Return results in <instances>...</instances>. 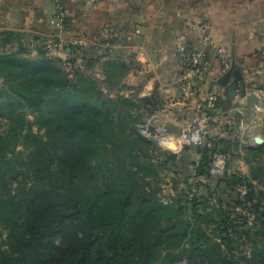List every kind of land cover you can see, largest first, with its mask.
I'll list each match as a JSON object with an SVG mask.
<instances>
[{"label": "trees", "instance_id": "trees-1", "mask_svg": "<svg viewBox=\"0 0 264 264\" xmlns=\"http://www.w3.org/2000/svg\"><path fill=\"white\" fill-rule=\"evenodd\" d=\"M7 33L9 38L16 37ZM26 49L21 46L18 51L1 53L0 75L16 101L37 113L50 137L45 140L28 131V152L20 151L11 160L2 158L0 264H264V244L251 256L234 259L197 218L182 220L171 203L139 191L138 176L146 169L142 162L123 163L116 172L104 175L98 161L103 135L112 131L107 119L112 100L93 101L90 89L96 83L82 71L76 69L70 78L60 59L47 56L41 48L40 57L25 56ZM117 64L106 71V81L121 76L122 63ZM122 127L126 130L124 123ZM137 139L140 142L132 144L138 147L147 141L138 134ZM212 143L199 147L201 158L194 163L195 169L198 174L218 177V186L233 187L229 171L220 176L209 172L213 152L231 156L232 140ZM263 148L260 144L248 151ZM168 153L172 158L173 152ZM20 173L30 174L33 180L13 187V181L23 177ZM215 193L216 188L210 195ZM245 195L264 220L261 200L254 202L249 192ZM205 201L192 199L197 215ZM224 214L220 213L219 224L228 232Z\"/></svg>", "mask_w": 264, "mask_h": 264}, {"label": "crops", "instance_id": "crops-1", "mask_svg": "<svg viewBox=\"0 0 264 264\" xmlns=\"http://www.w3.org/2000/svg\"><path fill=\"white\" fill-rule=\"evenodd\" d=\"M204 21L211 24L206 44L194 28ZM0 42L10 52L24 46L33 58L41 50L62 60L73 53L76 67L100 76L112 93L137 88L163 96L164 109L152 116L161 115L176 139L201 123L205 145L234 139V127L242 128L251 112L253 88L264 86V0H0ZM189 44L206 53L198 72L182 64L180 50ZM221 45L245 76V88L231 96L234 77L218 83L228 69ZM117 63L121 76L106 81Z\"/></svg>", "mask_w": 264, "mask_h": 264}, {"label": "rangeland", "instance_id": "rangeland-1", "mask_svg": "<svg viewBox=\"0 0 264 264\" xmlns=\"http://www.w3.org/2000/svg\"><path fill=\"white\" fill-rule=\"evenodd\" d=\"M71 49L74 52L72 46ZM10 51H12L10 46L0 43V54ZM25 51L27 52V49ZM26 52L23 54L28 56ZM67 56L68 58L64 60L58 58L60 59L58 63L70 72V78H74L76 69H79L85 77L96 83L94 90L89 87L93 101L112 100L107 118L112 131L111 134H107L108 136L103 135L104 140L98 161V167L105 172L104 175L111 171L116 172L118 166H122L123 163L129 166L137 161L142 162L146 169L138 176L139 191L152 192L163 202L171 203L173 210L178 209V216L182 220L197 218L207 232L221 243L225 254L234 259L249 257L257 247L264 244V227L261 225V222L264 223L263 217L257 212L256 207L248 202V197L245 195L249 192L253 195L254 202L261 200V209L264 211V148L257 150L258 152L248 151L252 145L249 144L250 137L245 134V124L242 128L237 124L233 130L235 138L232 139L231 156L228 161L233 187L218 186L216 185L218 177L210 178L207 174H198L195 169L194 163L200 161V158L197 159L196 152L203 145H195L179 137L178 139L182 141L180 149L173 152L171 158L168 150L162 148L155 137L147 136L142 132V124L148 123L152 129H155L156 125L165 123L160 118L161 115L152 116L155 113L153 111L164 109L166 100L163 96L153 93L142 95L137 88L130 92L118 90L112 93L111 90H107L100 76L91 73L88 69L81 70L76 67L73 53ZM89 85L90 83H87L86 86ZM259 87L264 90V86ZM120 97H124L126 101L123 102V98ZM16 100L17 98L8 89L6 80L0 75V101L3 102L0 105V148L2 150L0 166L2 158L11 160L12 155L19 154L20 151L28 152L29 148L25 144V134L28 131L38 134L45 140L50 137L47 128L38 122L37 113L25 102ZM123 123L126 130L122 127ZM137 134L144 136L147 140L141 142L139 147L132 144V142L135 144L140 142ZM255 134L264 137V120L256 127ZM173 139L175 142L179 141L174 137ZM220 147L224 148V144L221 143ZM13 165L16 166L14 163ZM21 175L23 177L20 176L13 181V187L32 182L33 177L30 174ZM206 184L209 187H206ZM215 188L217 194L210 195L211 190ZM202 194H205V197H202ZM193 198L199 202L201 199H207L201 204L199 215L190 204ZM220 213L226 214L224 215L228 220V232L221 223L219 224ZM178 264H185V262Z\"/></svg>", "mask_w": 264, "mask_h": 264}, {"label": "built area", "instance_id": "built-area-1", "mask_svg": "<svg viewBox=\"0 0 264 264\" xmlns=\"http://www.w3.org/2000/svg\"><path fill=\"white\" fill-rule=\"evenodd\" d=\"M194 28L196 29V31L199 32L201 41L203 43L206 44L210 41V22H201L200 24L195 25ZM190 48L191 47L185 45L181 48L180 57L182 58V64L187 68L189 67V71L198 72L207 61L206 53L203 50ZM218 53L219 58L222 60V63H224L226 69L229 68L233 62V59L229 56L227 47L221 45L219 47ZM216 92L218 93L219 90L217 89ZM251 93L254 96V102L252 103L250 115L245 123V134L246 136L250 137L249 144L255 145V137L257 136L255 134V129L264 120V90L261 87L257 86L254 87ZM141 127L142 132L145 135L155 137L159 145L164 149L176 151L179 149L182 143V141L178 139L179 143H176L177 148H172L171 144L174 141H172L171 138H173V136L169 132L167 125L164 123L156 125L155 129H152V127L148 123L142 124ZM181 137H183L184 141L199 146L205 145V143L207 142V137L204 128L201 123L198 122L190 124L182 132ZM229 157L230 154L228 152H223L219 150L213 152L210 163V174L212 176H220L228 172Z\"/></svg>", "mask_w": 264, "mask_h": 264}, {"label": "water", "instance_id": "water-1", "mask_svg": "<svg viewBox=\"0 0 264 264\" xmlns=\"http://www.w3.org/2000/svg\"><path fill=\"white\" fill-rule=\"evenodd\" d=\"M233 76V83L227 86V82L229 81L230 77ZM218 83L222 86H227L228 95H234L236 94V88L240 86L242 89L245 88V76L240 68H238L235 60L233 59V62L231 66L226 70V72L219 78ZM256 144L260 145L264 143V137L261 135H257L255 137ZM172 148L176 149L177 145L176 143L171 144Z\"/></svg>", "mask_w": 264, "mask_h": 264}, {"label": "bare ground", "instance_id": "bare-ground-1", "mask_svg": "<svg viewBox=\"0 0 264 264\" xmlns=\"http://www.w3.org/2000/svg\"><path fill=\"white\" fill-rule=\"evenodd\" d=\"M172 139V141H174V139L173 138H171ZM175 142V141H174ZM175 143H177L178 144V142H175Z\"/></svg>", "mask_w": 264, "mask_h": 264}]
</instances>
